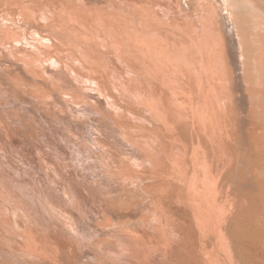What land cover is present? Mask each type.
Wrapping results in <instances>:
<instances>
[{"label": "bare ground", "instance_id": "obj_1", "mask_svg": "<svg viewBox=\"0 0 264 264\" xmlns=\"http://www.w3.org/2000/svg\"><path fill=\"white\" fill-rule=\"evenodd\" d=\"M242 1L0 0V61L11 62L37 81L45 80L42 72L47 77L65 74L70 89L78 93L68 97V103L73 101L83 116L95 117L90 124H69L90 133L95 153L73 148L77 167L65 166L68 158L57 147L51 162L38 158L42 150L34 158L25 154L39 169V179L29 186L32 196L14 185V179L0 176V261L59 264L63 255L75 251L71 233L84 236V229L91 228L97 230L89 232L95 248L114 241L123 246L119 256L127 264H152L151 255L164 248L168 234L161 227L168 225L165 215L177 199L182 208L175 213L183 221L176 257L181 264H264V126L258 133L245 132L250 148L241 161L233 146L239 132L236 102L223 100L224 89L226 96L234 92L231 67L223 58L226 68L220 69L216 61L221 34L230 39L236 32L244 43L261 45L264 20L250 14L242 22ZM4 62L0 73L9 75ZM255 74L260 75L257 68ZM3 87L0 84L3 96L11 99ZM85 96L101 109L74 101ZM3 117L0 113V133L9 140L12 130ZM106 119L141 159L121 164L109 159L103 145ZM13 149L11 144L8 150ZM125 191L148 197L151 210L156 209V216H140L137 224L145 225L140 229L120 230L124 223L113 221L119 212L115 203L123 200ZM154 222L159 227H150Z\"/></svg>", "mask_w": 264, "mask_h": 264}, {"label": "rangeland", "instance_id": "obj_2", "mask_svg": "<svg viewBox=\"0 0 264 264\" xmlns=\"http://www.w3.org/2000/svg\"><path fill=\"white\" fill-rule=\"evenodd\" d=\"M244 1H245L244 3H246V4H244L243 1H242V4L240 3V5H241L240 6V8H241L240 14L241 15L240 16H241L242 22H244L245 19L250 18L249 17L250 14L251 15L253 14L254 16L258 15V17H260L261 19L264 20V0H244ZM260 34L261 33H259V38H258V41H259L260 37H261V40H260L261 45L260 46H258V45L253 46L252 44L248 43L249 41H245V43H244L243 40L238 36V34H236V32L233 35L234 38L232 36L230 39H228L226 37L225 33L221 34V37H220L221 38V40H220L221 44L219 45V47L217 49L218 51L216 52V55H217L216 61H218L217 66L220 67V69H222L224 67V66H222L223 65L222 62H223V58H224L226 60V62H228L227 66L231 67V68H229V70H230L231 80H233L232 83L234 82L236 84V80H237L236 85L233 83L234 88L233 87L230 88V90L232 92L234 89L235 93L234 92L230 93L231 97L226 96V90L224 89L225 94L223 93V100H225L227 103H229L230 101H231L230 103L236 102L234 112H235V115L237 117L236 123L238 125V131L239 132H237V134H235L234 140H235L236 145L234 143L233 146H234V148H236V150L239 151V154H240L239 159L241 161H244V159L247 157V154H248L249 148H250V146H249V135H247L246 133L248 132V130L249 131L254 130L257 133L261 132V130H258V127L262 128V126H264V122H263L264 121V101H262V100H264V32H262L261 35ZM234 40H235V42H234ZM232 44H234V45H232ZM224 45H225V47H224ZM241 47H242V51H241ZM241 52H242V54H240ZM243 54H244V56H243ZM240 55L243 56V58ZM211 56H212V54H210V57ZM225 56H226V58H225ZM243 60H245V61H243ZM0 62H4V61H0ZM3 64L4 65L2 67L4 69L9 68V71H7V72H10L11 74H9L10 75V77H9V75L6 73V71L1 72L3 74V76H1L2 74L0 73L1 74L0 75V84L2 86L4 85L3 88H6L4 90L10 91V93H11V94H9L10 98H11V95H13V96L11 99H8L7 97H5L6 94H4V92H6V91H4L3 94L0 91V113H1V116L4 115V117L2 119L4 120L5 124H8L10 126V128L12 130L11 134H13V136L11 135L12 136L11 139L8 140V139H5L3 135L1 136V133H0V142H1L0 146L2 145L0 147V169H3V170H0V176H4L9 181L14 179V180H12L14 182L11 181L14 185H16V186L21 185L23 188H25L24 190L28 193V195L32 196V194L34 192H31L29 190V186L33 182V180L37 181L39 179L38 178L39 169H38V166L36 165L35 162L27 159V156L25 154L27 153V155L30 158H34L35 152H36V154H38L37 150H40V151L42 150V154L37 155L38 158L41 159V157L43 156L45 160L51 162L54 160V156H55L54 148L57 147L56 149H60L59 151L61 152V154H65L66 157L68 158V162H67L68 165L65 164V166H71L73 168L77 167L78 164H77L76 158L78 157L77 152L79 150L82 151L85 155H87L89 152L93 155H95V153L93 151V145L90 143L91 140H89L88 135L90 133H88L85 130V128L80 130V132H79L78 131L79 128L75 129L74 126H70L71 125L70 122H73L75 125L76 124H80V125L85 124L86 125V124H90V121H92V119H95V117L92 116V118H91V116L90 117L87 115L83 116L81 113H78L79 112L78 108L75 105H73V107H75L73 109V107L71 105V103H73V101H71L70 104L68 103V101H69L68 97H71V95L72 96L75 95L77 92L70 89L69 78L68 77L66 78L65 74L62 73L64 76H62V74L60 76L55 74L52 77H47L46 74H44L42 72V74L45 77V80L37 81L35 78L29 77L27 75V73H25L22 68L17 69L16 67H14L11 62H7V63L4 62ZM9 66H11V67H9ZM224 68H226V67H224ZM255 68L258 69V74H260V75L255 74ZM246 71H247V73H245ZM6 74H7V76H6ZM57 76L65 79L64 82H63V80L61 82ZM244 76H248V77H246V80H245ZM259 76H260V79H258ZM1 77L2 78L4 77V78L2 79ZM238 77H239V80H238ZM252 79L254 80V82ZM257 79L261 81L259 86H262V87L258 86L259 83L257 84V82H258ZM65 81H66V84H65ZM248 81L249 82L251 81L250 82L251 84ZM53 82H54V84H53ZM247 82H248V84H247ZM54 85H56V86L53 87ZM250 89H253L254 91L253 90L251 91ZM50 90H52V91H50ZM48 92H50V94H46ZM3 95H5V96H3ZM63 95L65 97H63ZM80 95H83V94H80ZM14 97L16 98V100H14L15 99ZM85 97H86V99H85ZM85 97L83 99H75L74 101L78 102V104L82 107H88V108L92 109L93 106H95L97 109H101V108H99V105L96 104L89 96H85ZM65 98H66V100L68 98V100L64 101ZM59 99L62 100L63 103L64 102L65 103L62 104ZM27 103L29 104V106L27 105ZM22 104H24V105H22ZM66 104H69V106ZM23 106H25L26 109L23 108ZM7 108H8V110H7ZM76 109H77V111H76ZM24 110H26V111H24ZM13 111H14V113H12ZM5 112L8 114H6ZM14 114H16V115H14ZM17 114H19V115H17ZM11 116H14L11 118L12 121H10ZM6 117L9 120V122L6 119ZM13 123H15V124H13ZM254 124H256V125H254ZM102 125L105 126V127L103 126V128L107 132V134L105 132L106 138L103 140V145L105 146L106 150L110 154V158L108 157L109 159H111V158L115 159L114 161H117L119 164H121L122 160H125V161L129 160V162H131L133 159H135V157L141 159V156H138V155L135 156V152H134L133 148L124 139L123 133H120L119 131H117L113 127V125L111 124L110 121H108L106 119V122H103ZM239 126H240V128H239ZM13 130L15 133L13 132ZM52 130H54V131H52ZM114 130H116V131H114ZM43 131L45 132L46 135L42 134ZM52 132L53 133L55 132V135L52 136L51 135ZM72 133H73V135L71 136ZM113 133H114V135H113ZM19 136L22 138L21 140H20ZM75 136L78 138V140H76ZM73 138H75V140ZM119 138H123V139H119ZM154 138H156V137L154 136ZM25 140H27V141H25ZM119 140H122V141H119ZM80 141H81V143H80ZM5 142H7V143H5ZM25 143H26L27 147L29 146L28 148H26V145H24ZM11 144L13 145V148H14L12 153H10L8 150V148ZM78 144H80L81 146ZM122 144L123 145L125 144V146L127 148L125 146H123ZM76 146L78 149L75 148ZM15 147L17 149L18 148L19 149L16 150ZM73 148L76 149L77 152L75 151V153H74ZM29 149H31L30 150L32 152L31 154H29L30 153ZM60 152H57V155L61 156ZM133 152H134V154H133ZM98 153H99V155L107 156V154H105L104 151H101V152L98 151ZM127 158H129V159H127ZM41 163H42V165L44 164L43 161ZM118 163H117V165H119ZM48 167L50 168V166H48ZM18 170L19 171L21 170V172L19 173ZM1 173H3V174H1ZM6 174H7V176H5ZM11 175L13 178H11ZM48 177H50V176H48ZM52 177H53V179H55V176L53 174H52ZM16 179H18V182H16L17 181ZM19 179L21 180V182L19 181ZM23 179L26 183H23ZM107 181L109 183V180H107ZM20 183H22V184H20ZM24 184H25V186H24ZM26 184H27V186H26ZM111 184L114 185V183H111ZM58 189L60 190L61 196H63V191H62L63 188L59 186ZM116 190L119 192L118 186H116ZM120 191H121V189H120ZM125 192H124L123 200H120L119 202L115 203V209L118 208L117 210L119 211L118 212L119 215L114 214L113 221H115L114 223H124L122 225V227L121 226L118 227V229H120V230H126L127 229L129 231L130 230L132 231L133 229H138V228L140 229V228L145 226V225H142V222H141L142 226L138 225V224H140L139 218L142 217V214L143 215L148 214L147 216L150 217L151 213H153L152 215L156 216V214L154 213L156 211V209L151 210V207H150L151 204L149 201L150 199L148 197L144 198L142 196V197H140L141 198L140 199V198H138L140 196L138 193H135V194H138L139 196L135 195L134 192L131 193L132 191L129 193V195H128L129 191L126 192V194H125ZM145 199L148 201H146ZM143 200L145 203L143 202ZM131 202H133L134 204ZM172 202H173L172 207H171L172 209H169V211H167V213L165 215V216H167V218H169V223L167 225V222H164V224H162V227H161L164 230L165 234L166 235L168 234L166 236V239L163 240L164 245L162 244V246L164 248L160 249L158 251L159 254L154 253L151 255V258L153 259L152 264H168V262H169V264H181V262H179L176 257L179 255V251L181 248L180 247L181 241L179 239V234H180V231L182 229L183 221H181L179 219V216L175 213V211H177V209H179V208H182V206H180L177 199H172ZM138 203L140 204V206L138 205ZM135 204H137L138 206H136ZM148 204H149V206H147ZM145 206L148 208H146ZM141 209H142V211H141ZM41 210H42V208H41ZM84 210H85V212L86 211L88 212V210H86V208ZM125 211H126V213H125ZM137 212H139L141 214H139ZM120 213H121V216H120ZM129 213H131V215ZM90 215H92V214H90ZM146 215L143 216L142 218L147 217ZM152 215H151V217H153ZM132 216H134V217H132ZM135 216H137V217H135ZM134 219L136 220L135 224H134ZM151 219H154V218H151ZM127 220H132V221L128 222ZM87 222H88V225H90V226L92 225L90 220ZM125 222H127V223H125ZM129 223L131 225H129ZM244 223L245 222H243V224ZM152 224L156 227H159L158 226L159 224L157 223L158 224L157 225L155 222L151 223L150 227H153V226H151ZM130 227H131V229H130ZM93 229H95V228H93ZM113 230L117 231L116 228ZM84 231H85V232H83V234H85L84 236H82L81 234L77 235L75 232H72V233L70 232L72 234L71 236H73V237H71V240L73 241L72 251H74V250L75 251L73 252L72 255H68V257L66 255L65 256L63 255L60 259V262H58L59 264H114V263L115 264H117V263L127 264L128 263L126 260H123L119 256V255H121V253L119 251L120 250L119 247L122 248L123 247L122 245L120 246L117 243L115 244L114 241L113 242L111 241V242H109L110 244L109 243L105 244L107 247H105V245H104L100 249L95 248V244L93 242H91L90 234L94 235V232L97 230H92L90 228L87 231V229L85 228ZM86 231H87V233H86ZM89 232H90V234H89ZM45 233H48V231L46 230ZM86 234H87V236H86ZM176 237H177V239H176ZM108 245H110V246H108ZM169 245H170V247H167ZM76 246H77V248H76ZM169 249H171V250H169ZM166 252L170 253V254H168L170 256H167L165 254ZM173 255H174V257H173ZM113 256H115V257H113ZM103 258H104V260H103ZM29 261H31V262L24 261L23 263H20V262H17L15 260H14V262H13V260H8V261H4V262L0 261V263L1 264H42L38 259L35 260L36 262L34 261V259H30ZM116 261H118V262H116ZM46 264H49V263H46ZM192 264H196V263L194 262Z\"/></svg>", "mask_w": 264, "mask_h": 264}]
</instances>
